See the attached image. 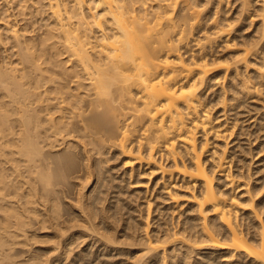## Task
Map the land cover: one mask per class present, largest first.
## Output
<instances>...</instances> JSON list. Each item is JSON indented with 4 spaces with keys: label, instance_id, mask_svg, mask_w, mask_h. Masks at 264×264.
<instances>
[{
    "label": "bare ground",
    "instance_id": "6f19581e",
    "mask_svg": "<svg viewBox=\"0 0 264 264\" xmlns=\"http://www.w3.org/2000/svg\"><path fill=\"white\" fill-rule=\"evenodd\" d=\"M249 99L264 0H0V264H264Z\"/></svg>",
    "mask_w": 264,
    "mask_h": 264
},
{
    "label": "rangeland",
    "instance_id": "374dc122",
    "mask_svg": "<svg viewBox=\"0 0 264 264\" xmlns=\"http://www.w3.org/2000/svg\"><path fill=\"white\" fill-rule=\"evenodd\" d=\"M37 20L39 22L36 25L37 27H40L41 25L43 26L47 22L46 19L43 21L42 18H38ZM250 102L251 99H249L247 102L245 101L246 105L241 108L242 112L239 115V124L244 128L241 132L242 134L240 135V140H236V142H234L233 144L238 143L240 145L237 149L238 152L236 153V162L238 165L244 166L247 169V165L250 163V158H253L254 155L250 173L254 174L253 178L255 179L258 175L261 174L260 171L264 169V167H262L264 166V161H255V158L257 157L260 149L264 148V119L262 117L263 110L260 106V103L253 104ZM217 111L218 110H215V117H218L222 114V112L217 113ZM252 116L253 118L251 119ZM253 119L255 120L254 124L251 123ZM257 138L258 140L255 142ZM254 143L257 145H253ZM259 144L262 145L258 148ZM141 197V199H137V201L134 203L135 207L138 209L145 208V206H143V203L144 201L149 199H146L145 195H141ZM140 204L142 205L140 206Z\"/></svg>",
    "mask_w": 264,
    "mask_h": 264
}]
</instances>
